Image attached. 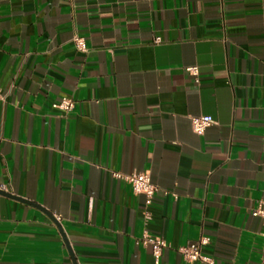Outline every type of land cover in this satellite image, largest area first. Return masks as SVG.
<instances>
[{
    "label": "crops",
    "instance_id": "obj_1",
    "mask_svg": "<svg viewBox=\"0 0 264 264\" xmlns=\"http://www.w3.org/2000/svg\"><path fill=\"white\" fill-rule=\"evenodd\" d=\"M0 191V264H258L264 0H0Z\"/></svg>",
    "mask_w": 264,
    "mask_h": 264
},
{
    "label": "built area",
    "instance_id": "obj_2",
    "mask_svg": "<svg viewBox=\"0 0 264 264\" xmlns=\"http://www.w3.org/2000/svg\"><path fill=\"white\" fill-rule=\"evenodd\" d=\"M73 45L77 51L85 52L86 45L82 38L73 37ZM185 72L193 76L197 75L196 67H187ZM73 107V101L69 98H61L52 104L53 109H57L63 113H68ZM213 123V120L209 116H199L192 117L190 119V125L192 131L196 135H201L204 130ZM117 178H122L127 183L131 185L132 191L135 194L143 195L146 198L147 203H150L152 199L158 193L157 187L151 182L150 176L147 172L144 173H134L131 175H120L118 173L114 174ZM166 194V193H164ZM253 217L260 219L262 225H264V198H261L256 207L251 211ZM142 245L149 246L151 249V254L154 259V264H158V259L162 250L168 248L165 240L160 237H150L145 236L141 240ZM206 244V239H200V241L195 243H189L184 247L178 248V253L181 254L182 258L186 262H199L201 264H216L211 258L205 256L202 253V246ZM264 264V248L260 251L259 263Z\"/></svg>",
    "mask_w": 264,
    "mask_h": 264
},
{
    "label": "water",
    "instance_id": "obj_3",
    "mask_svg": "<svg viewBox=\"0 0 264 264\" xmlns=\"http://www.w3.org/2000/svg\"><path fill=\"white\" fill-rule=\"evenodd\" d=\"M0 194L3 195V196H5V197H10V198L16 199V200H18V201H21V202H24V203L30 205V203H28L27 201H23V200H21V199H17L16 197H12V196H10V195L7 194V193H3L2 191H0ZM48 216H49V215H48ZM49 218H50V219L54 222V224L56 225V227H57V229H58V231H59V233H60V235H61V237H62V239H63V242H64V244H65V246H66V248H67V251H68L69 255L71 256L72 261L74 262V259H73V256H72V253H71V250H70V248H69V245H68V243H67V241H66V239H65V237H64V235H63V233L61 232V230H60V228H59V225H58V224L52 219V217L49 216Z\"/></svg>",
    "mask_w": 264,
    "mask_h": 264
}]
</instances>
